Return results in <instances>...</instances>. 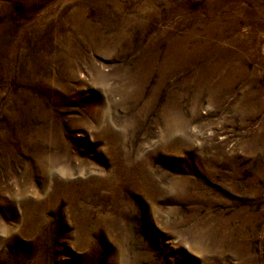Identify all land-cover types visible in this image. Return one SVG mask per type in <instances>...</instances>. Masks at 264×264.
<instances>
[{
  "label": "rangeland",
  "instance_id": "374dc122",
  "mask_svg": "<svg viewBox=\"0 0 264 264\" xmlns=\"http://www.w3.org/2000/svg\"><path fill=\"white\" fill-rule=\"evenodd\" d=\"M0 264H264V0H0Z\"/></svg>",
  "mask_w": 264,
  "mask_h": 264
},
{
  "label": "bare ground",
  "instance_id": "6f19581e",
  "mask_svg": "<svg viewBox=\"0 0 264 264\" xmlns=\"http://www.w3.org/2000/svg\"><path fill=\"white\" fill-rule=\"evenodd\" d=\"M182 51H183V49L182 50H180V53H182ZM168 54V53H167ZM174 59V53L172 54H170V55H168L166 58H165V60H164V62L160 65V67H159V69H160V71L161 70H163L164 68H166L170 63H171V61ZM148 62V65H147V69H149L150 68V66L152 65V63H153V57H150V60L149 61H147ZM144 79V78H143ZM143 79H136V80H131L129 77H127V76H125V77H122L121 79H120V83L115 87V89H123L124 88V86H129V84H130V82L132 81V84H133V86L139 91L138 92V94H137V96L138 95H140V91H141V89H142V87H141V82H143ZM225 80L226 81H228L229 80V78L228 77H226L225 78ZM220 85V84H219ZM217 86V85H216ZM127 88H129V87H127ZM127 92H125L124 91V94H126ZM136 96V97H137ZM207 236H212V234H208Z\"/></svg>",
  "mask_w": 264,
  "mask_h": 264
}]
</instances>
